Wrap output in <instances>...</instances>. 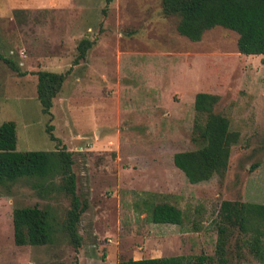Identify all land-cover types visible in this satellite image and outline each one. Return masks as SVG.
<instances>
[{
    "label": "rangeland",
    "instance_id": "1",
    "mask_svg": "<svg viewBox=\"0 0 264 264\" xmlns=\"http://www.w3.org/2000/svg\"><path fill=\"white\" fill-rule=\"evenodd\" d=\"M178 21L162 0H0L1 52L26 73L0 59V125L15 122L19 151H72L77 194L87 203L75 249L63 227L70 197L57 188L59 177L52 186L27 177L0 186V264L180 255L194 264L214 255L222 201L264 203V54L240 53L238 33L219 25L191 41ZM84 39L94 44L75 64ZM39 70L68 72L51 115L37 97ZM198 92L218 96L214 111L239 140L223 175L190 183L173 155L200 145ZM159 202L178 207L182 223L151 221ZM35 205L48 210L53 240L16 245L9 217ZM241 236L229 235V264H264Z\"/></svg>",
    "mask_w": 264,
    "mask_h": 264
},
{
    "label": "trees",
    "instance_id": "2",
    "mask_svg": "<svg viewBox=\"0 0 264 264\" xmlns=\"http://www.w3.org/2000/svg\"><path fill=\"white\" fill-rule=\"evenodd\" d=\"M110 1V0H109ZM166 15L179 17L177 31L191 41H199L203 33L215 26H223L238 33L237 47L245 55L264 54V0H162ZM94 40L84 39L79 44V54L74 59L78 64L92 47ZM0 59L19 74H25L10 58L1 52ZM69 71V70H68ZM68 72L39 70L36 72L37 97L42 111L51 115L53 99L62 88ZM218 96L198 92L194 107L197 117L194 140L200 145L196 149L174 153V165L190 183L209 180L213 175H223L228 167L231 149L239 140V134L229 127V120L214 111ZM47 126L52 140H57ZM17 132L14 121L0 125V186H7L20 178H35L44 185H54L70 197V207L64 219V229L75 247L81 244L78 223L87 207L77 194V178L73 170V152L58 150H26L16 148ZM154 223H182V211L168 202L154 203L150 209ZM14 242L16 245H44L53 240V227L47 209L38 206H17L12 213ZM241 234L243 244L261 262H264V203L224 200L220 207V224L214 255H199L194 264H229L228 238L232 230ZM45 264H65L53 261ZM118 264H188L180 256L143 257L122 259Z\"/></svg>",
    "mask_w": 264,
    "mask_h": 264
},
{
    "label": "crops",
    "instance_id": "3",
    "mask_svg": "<svg viewBox=\"0 0 264 264\" xmlns=\"http://www.w3.org/2000/svg\"><path fill=\"white\" fill-rule=\"evenodd\" d=\"M60 1H64L66 3H69L71 2V0H34L35 3H38V4H42V5H57ZM11 2L7 3L10 5ZM21 7H25V5H20ZM26 74V73H25ZM1 217V216H0ZM0 222H1V218H0ZM9 224H13L12 223V216L9 217V220H8Z\"/></svg>",
    "mask_w": 264,
    "mask_h": 264
}]
</instances>
